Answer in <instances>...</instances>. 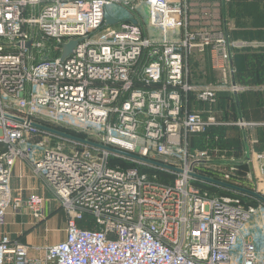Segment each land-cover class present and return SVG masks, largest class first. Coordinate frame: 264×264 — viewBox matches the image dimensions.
Listing matches in <instances>:
<instances>
[{
    "label": "built area",
    "instance_id": "1",
    "mask_svg": "<svg viewBox=\"0 0 264 264\" xmlns=\"http://www.w3.org/2000/svg\"><path fill=\"white\" fill-rule=\"evenodd\" d=\"M191 1L0 0V227L10 209L44 218L40 194L12 195L19 161L67 217L65 239L41 260L2 235L0 264H264L248 229L264 206L195 185L207 184L193 174L212 162L208 142L194 148L191 139L221 124L206 105L245 90L231 80V61L246 43L189 30ZM105 13L118 23L105 25ZM70 41L78 44L62 61ZM192 51L208 54L222 80L192 83Z\"/></svg>",
    "mask_w": 264,
    "mask_h": 264
},
{
    "label": "crops",
    "instance_id": "2",
    "mask_svg": "<svg viewBox=\"0 0 264 264\" xmlns=\"http://www.w3.org/2000/svg\"><path fill=\"white\" fill-rule=\"evenodd\" d=\"M245 1H250L251 4L256 2L259 5L255 11L248 10L245 14L243 13V2ZM224 3V0L214 2L215 5L209 10L213 7V11H217L208 12L206 15L216 17L220 22L228 21L226 29L230 40L246 43L243 48L234 52L231 61L233 71L231 80L243 86L245 90L237 95L220 93L213 104L206 105L211 115L221 123L209 128L208 139L210 143L212 142L213 149L218 150L214 151V155L219 156L215 159L217 161H214L216 164L231 162L239 169L242 167L240 158L242 154L247 156L249 147H245L244 151L236 147L237 145L231 139L232 133L234 130L240 132L243 128L231 123L243 120L252 124L248 126V129H264V0H234L230 2L231 5ZM228 5L231 7L226 9ZM205 10H208V7L203 9ZM205 55L207 65L210 66L208 54ZM209 69V76L216 78L213 79L215 81L209 79L211 83L222 80L221 72L214 71L210 67ZM204 115L207 117L208 113ZM191 145L194 148H200V138H192ZM259 154H264V152H252L250 173H242L239 180L246 179L247 183L252 185V189L264 195V161L257 158ZM234 179L232 180L237 183L238 181ZM10 187L14 198L25 200L32 194H40L44 199V218L37 222L21 207L10 209L4 226L0 227V239L2 235H8L12 241L20 242L28 247L30 260H41L44 258V248L65 239L66 213L43 180L36 177L22 161L17 162L13 168ZM255 219L248 223V229L251 231L250 240L254 242L257 253L263 254L264 226L263 222H257Z\"/></svg>",
    "mask_w": 264,
    "mask_h": 264
},
{
    "label": "rangeland",
    "instance_id": "3",
    "mask_svg": "<svg viewBox=\"0 0 264 264\" xmlns=\"http://www.w3.org/2000/svg\"><path fill=\"white\" fill-rule=\"evenodd\" d=\"M216 1L218 2L220 0H192L191 1L190 5H189L190 10H189L188 15H187V17H188L187 23L189 25V30H191V31H198V30L224 31L227 33L226 23H228V21L220 22L219 19L216 17H212L210 15L205 16V14H203V13H208V12L213 13V12L217 11V10L213 11V9H212L213 7L209 10V8L211 6L215 5L214 2H216ZM232 1H234V0H229V1L224 0V2L226 4H230V2H232ZM230 5H228L226 7V9L228 7H231ZM207 7H208L209 11L208 10L203 11V9H205ZM201 9H202V11H200ZM222 11H223V8H222ZM139 13L141 14L144 22H148L147 12L139 10ZM209 67L210 66L207 65V59H206L205 53L202 55V54H198V53L192 51L191 55H189V61H188L189 80L192 83L201 84V85L211 83L209 81V79L213 80L216 78H215V76L214 77L209 76V70H210ZM213 81H215V80H213ZM248 128L249 127L246 126L240 132H237L234 130V133H232V136H231L232 141H234L233 143H235L237 145L236 147H239L241 149V151H244L245 147H249L247 150V152H248L247 156H244V154H242V157L240 158L242 160V162H241L242 167L240 169H238L235 165H232L231 162H220V163L216 164L214 161H217L215 159L219 158V156H218V154L214 155V151H218V150L215 148L213 149L212 142L210 143L208 141L209 158H211L210 161L212 162V166L213 165H215V166H214V168L211 167L210 168L211 170H209L208 168L207 169L203 168V170L204 171H212L211 175H213L215 178H218V176H221L223 173L229 172V173H231L232 178L233 179L235 178L234 180L238 181L236 183L237 186H241L244 188H248L250 190H254V189H252V185L247 183L246 179L239 180L240 179L239 177H241L242 173H250V170H251L250 169L251 168L250 167V162H251L250 157L252 156V152L253 151L264 152V129H248ZM60 130H62L63 132H65L67 134H70L74 137H79V138L82 137V134L76 133V132L71 131V130H66L63 128H61ZM72 133H74V134H72ZM254 135H256V138H254ZM250 149H251V152H250ZM203 174H206V173H203ZM207 176H208V174H207ZM230 184L234 185V183H230ZM260 194H262V193H260ZM259 205H261V204H259ZM253 219H255L257 222H260V223L263 222V226H264V211L262 212L261 210H259V212H257L255 214Z\"/></svg>",
    "mask_w": 264,
    "mask_h": 264
},
{
    "label": "water",
    "instance_id": "4",
    "mask_svg": "<svg viewBox=\"0 0 264 264\" xmlns=\"http://www.w3.org/2000/svg\"><path fill=\"white\" fill-rule=\"evenodd\" d=\"M104 20H105V25H116L118 23V21L113 19L108 13H105ZM77 44H78V41H70L69 43L64 45L63 53H62V56H61V60L62 61H64L72 53L73 49L75 48V46ZM34 126L37 127L40 130L47 131L49 133L55 134L57 136H61L63 138L69 139V140L77 141V142L84 143V144H87V145L92 146V147H98V148H101V149H105V150L111 151L108 148L101 147V146L96 145V144H94L92 142L83 140V139L78 138V137H74V136H72L70 134L64 133V132L59 131V130L51 129V128L45 127L43 125H40V124H35ZM112 152H114V151H112ZM133 158H136V157H133ZM140 160L146 161L145 159H140ZM157 165L158 166H162V165H159V164H157ZM193 177L198 179V180H201V181H203V182H205L207 184L218 186V187H221V188H223L225 190L232 191V192H235V193H238V194L253 198L256 201H258L261 205L264 206V195L260 194L259 192L255 191V190H250L248 188H244V187H241V186L233 185V184H230V183H225L223 181H220V180H217V179H214V178H210V177H207V176H204V175L193 174Z\"/></svg>",
    "mask_w": 264,
    "mask_h": 264
},
{
    "label": "trees",
    "instance_id": "5",
    "mask_svg": "<svg viewBox=\"0 0 264 264\" xmlns=\"http://www.w3.org/2000/svg\"><path fill=\"white\" fill-rule=\"evenodd\" d=\"M247 3H249V4H247ZM249 5H251V7ZM258 5L259 4L256 3V2H254L252 4L250 3V1L243 2V13L246 14L248 10L250 12L255 11V9L258 7ZM72 134H74V133H72ZM209 135L210 134H209V130H208L205 134L197 136L198 138H200V146H201L200 148H202L205 145V143H207L209 141V139H208ZM201 173H205L203 169H201ZM207 174H208V176H207ZM211 174H212V171H206V174H204V175L207 176V177H211V178L217 179ZM163 176H164V174H160V177H163ZM167 181L170 182L171 181L170 178ZM195 185L200 186L202 188H206V189L210 190L213 194L237 196V197H239L242 200V202L245 205H250V206L257 207L260 204L258 201H256L253 198H250L248 196H244V195H241V194H238V193H234L232 191L216 188V187H213V186H210V185H207V184H202V183H195Z\"/></svg>",
    "mask_w": 264,
    "mask_h": 264
}]
</instances>
